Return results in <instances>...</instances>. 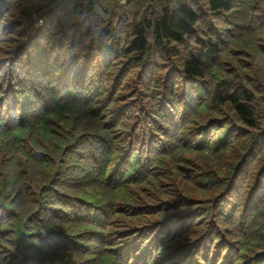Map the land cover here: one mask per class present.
Listing matches in <instances>:
<instances>
[{
	"label": "trees",
	"instance_id": "1",
	"mask_svg": "<svg viewBox=\"0 0 264 264\" xmlns=\"http://www.w3.org/2000/svg\"><path fill=\"white\" fill-rule=\"evenodd\" d=\"M0 264H264V0H0Z\"/></svg>",
	"mask_w": 264,
	"mask_h": 264
}]
</instances>
